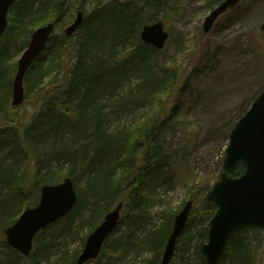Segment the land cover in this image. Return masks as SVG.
Returning <instances> with one entry per match:
<instances>
[{
    "label": "trees",
    "instance_id": "1",
    "mask_svg": "<svg viewBox=\"0 0 264 264\" xmlns=\"http://www.w3.org/2000/svg\"><path fill=\"white\" fill-rule=\"evenodd\" d=\"M78 1L84 19L76 32L52 34L24 76L25 100L33 94L30 119L9 103L17 63L12 56L20 54L34 27L63 19L68 0L16 1L0 39V264H74L79 249H69L66 240L83 243L120 201L119 225L89 264H132L131 258L145 253L139 264H161L176 210H162L158 224L150 211L158 206L156 191L170 189L171 150L161 134L174 116L172 99L184 72L160 63L159 50L139 37L141 26L158 18L161 0ZM90 2L91 9H84ZM144 107L150 108L147 122L119 126ZM65 176L76 186L75 206L41 229L30 255L22 256L6 243L3 228L36 203L37 193L29 199L32 188ZM192 200L196 207L169 264H206L200 247L216 208L205 196ZM250 230L229 238L217 264H264V239L250 238Z\"/></svg>",
    "mask_w": 264,
    "mask_h": 264
},
{
    "label": "rangeland",
    "instance_id": "2",
    "mask_svg": "<svg viewBox=\"0 0 264 264\" xmlns=\"http://www.w3.org/2000/svg\"><path fill=\"white\" fill-rule=\"evenodd\" d=\"M213 1L217 0H161L157 7L156 16L169 32V39L157 52L158 61L183 69L184 76L172 99L174 116L161 134L171 150L170 189L156 191L158 206L150 211L153 224L160 222L162 210L178 211L187 200L206 195L219 177L230 128L264 86V0H239L216 19L208 32H203L207 4ZM92 5L90 2L85 9L90 10ZM78 6V0H68L67 13L56 23L55 34L70 23ZM17 57L13 55L12 59ZM32 97L18 108L24 120L34 112ZM147 110L150 108H140L123 118L119 126H134ZM32 190L28 193L30 200L39 195V190ZM247 235L264 239L259 229ZM82 244L72 237L66 240L71 250H80ZM146 256L133 257L130 263L139 264Z\"/></svg>",
    "mask_w": 264,
    "mask_h": 264
},
{
    "label": "water",
    "instance_id": "3",
    "mask_svg": "<svg viewBox=\"0 0 264 264\" xmlns=\"http://www.w3.org/2000/svg\"><path fill=\"white\" fill-rule=\"evenodd\" d=\"M16 0H0V36L7 25V12ZM239 0H223L205 17L203 31L208 32L218 15L233 8ZM83 13L77 12L74 20L65 28L71 35L81 24ZM54 24L48 22L36 27L17 62L12 82L11 104L18 106L24 99L23 78L32 61L43 50ZM141 40L160 49L168 39L163 22L156 20L143 24ZM238 165L242 171L232 173ZM206 198L216 207L209 219L207 239L201 245V253L207 264H216L222 255L228 238L237 230L254 227L264 229V88L252 101L246 112L234 123L228 136V144L221 164L219 179L207 191ZM76 202V191L70 177L61 182L43 184L38 203L26 207L17 220L4 228L9 246L23 255H29L34 235L50 222L66 215ZM192 201L187 200L175 215L172 231L167 239L161 264H168L175 242L188 218ZM122 203L107 212L104 219L86 237L75 264H84L97 257L100 249L117 226Z\"/></svg>",
    "mask_w": 264,
    "mask_h": 264
},
{
    "label": "bare ground",
    "instance_id": "4",
    "mask_svg": "<svg viewBox=\"0 0 264 264\" xmlns=\"http://www.w3.org/2000/svg\"><path fill=\"white\" fill-rule=\"evenodd\" d=\"M139 120L143 123V122H147L149 120V118L147 116H145L144 114H142V116L139 117ZM148 224H151V223L148 222Z\"/></svg>",
    "mask_w": 264,
    "mask_h": 264
}]
</instances>
